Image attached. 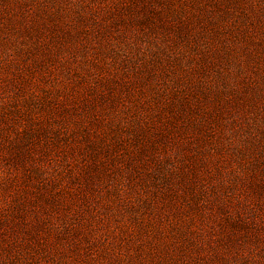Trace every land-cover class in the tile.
Returning a JSON list of instances; mask_svg holds the SVG:
<instances>
[{
  "label": "rangeland",
  "instance_id": "obj_1",
  "mask_svg": "<svg viewBox=\"0 0 264 264\" xmlns=\"http://www.w3.org/2000/svg\"><path fill=\"white\" fill-rule=\"evenodd\" d=\"M0 264H264V0H0Z\"/></svg>",
  "mask_w": 264,
  "mask_h": 264
}]
</instances>
